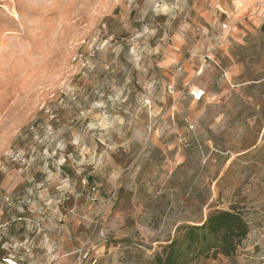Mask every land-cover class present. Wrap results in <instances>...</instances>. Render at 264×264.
Segmentation results:
<instances>
[{
	"label": "rangeland",
	"instance_id": "374dc122",
	"mask_svg": "<svg viewBox=\"0 0 264 264\" xmlns=\"http://www.w3.org/2000/svg\"><path fill=\"white\" fill-rule=\"evenodd\" d=\"M263 5L0 0V264H156L218 210L246 238L188 264H264Z\"/></svg>",
	"mask_w": 264,
	"mask_h": 264
},
{
	"label": "trees",
	"instance_id": "16d2710c",
	"mask_svg": "<svg viewBox=\"0 0 264 264\" xmlns=\"http://www.w3.org/2000/svg\"><path fill=\"white\" fill-rule=\"evenodd\" d=\"M248 232V223L239 212H211L199 225L185 227L181 237L166 244L164 256L157 257L156 264H188L200 256L229 257Z\"/></svg>",
	"mask_w": 264,
	"mask_h": 264
},
{
	"label": "crops",
	"instance_id": "0c3cea01",
	"mask_svg": "<svg viewBox=\"0 0 264 264\" xmlns=\"http://www.w3.org/2000/svg\"><path fill=\"white\" fill-rule=\"evenodd\" d=\"M257 1L259 0H234V4H239V7H237V17L238 19H242V21L247 19H252V16L254 14V10L257 7ZM264 6V5H263ZM239 8V9H238ZM264 11V8H263Z\"/></svg>",
	"mask_w": 264,
	"mask_h": 264
},
{
	"label": "built area",
	"instance_id": "2783aa9c",
	"mask_svg": "<svg viewBox=\"0 0 264 264\" xmlns=\"http://www.w3.org/2000/svg\"><path fill=\"white\" fill-rule=\"evenodd\" d=\"M201 95H196L195 98L198 100L200 99Z\"/></svg>",
	"mask_w": 264,
	"mask_h": 264
}]
</instances>
